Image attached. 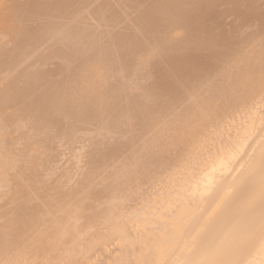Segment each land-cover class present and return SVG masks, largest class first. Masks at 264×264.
<instances>
[{
  "label": "bare ground",
  "instance_id": "bare-ground-1",
  "mask_svg": "<svg viewBox=\"0 0 264 264\" xmlns=\"http://www.w3.org/2000/svg\"><path fill=\"white\" fill-rule=\"evenodd\" d=\"M54 7L60 6L2 0L0 35L37 23L41 9ZM76 7L92 8L93 18L105 21L109 31L97 43L96 55L101 62L118 60L127 82L117 78L108 84L100 105L68 111L50 98L62 74L60 65L35 63L34 72L47 87L38 91L33 110L26 114L7 99L0 112V135L14 152L27 157L25 200L5 213V223L11 225V213L20 208L29 215L56 208V219L44 221L49 227L37 243L35 258L41 264H142L147 253L164 258L168 248L187 242L216 218L222 205L212 203L209 194L232 172L231 162L261 151L257 133L264 124V95L231 108L212 102L219 92L218 81L226 82L236 70L237 54L231 61L216 62L211 72L203 71L204 57H169L160 70L174 73L173 65H183L187 78L179 82L180 94L161 90L158 96L141 97L131 72L138 56L143 60L156 53L154 28L134 9L121 15V10L132 6L118 0L111 4L89 0ZM5 55L4 71L22 58L15 47ZM106 103L112 105L111 118L102 115ZM123 112H130L135 120L130 125L132 135L105 148L110 133L129 126L120 118ZM153 126L168 134L167 144L141 145ZM75 144L88 149L94 160L115 166L119 174L97 172L85 181ZM142 149L153 153L148 165L138 162Z\"/></svg>",
  "mask_w": 264,
  "mask_h": 264
},
{
  "label": "clouds",
  "instance_id": "clouds-1",
  "mask_svg": "<svg viewBox=\"0 0 264 264\" xmlns=\"http://www.w3.org/2000/svg\"><path fill=\"white\" fill-rule=\"evenodd\" d=\"M24 2L60 7L41 9L37 23H29L10 35H0V112L7 99L26 114L33 110L38 91L47 87L34 72L35 63L40 61L60 65L62 74L59 83L50 90V98L68 111L100 105L108 84L115 83L117 78L127 82L118 60L108 58L101 62L96 55V45L109 29L103 19L98 22L93 18L92 8L81 11L76 7L89 0ZM90 2L111 4L117 0ZM118 2L132 6L121 10V15L126 16L134 9L157 34L156 53L143 60L138 56L131 72L141 97L158 96L161 90L171 96L180 94L179 82L187 78L183 65L179 62L173 65L174 73L160 70L169 57H204L203 71L211 72L216 62L231 61L237 54L236 70L226 82L218 81L219 92L211 98L212 102L231 108L248 103L257 94L264 95V0ZM3 27L0 13V29ZM12 47L22 58L11 70L4 71L5 53ZM115 55L118 57L120 53ZM113 114L111 103L103 104L102 115L111 118ZM120 118L129 121V126L117 127L110 133L103 142L105 148L132 135L130 125L135 123L132 114L123 112ZM257 137L261 151L251 158L245 153L231 162L232 172L209 194L212 203L222 205L216 218L187 242L168 248L164 258L147 253L142 264H264V124ZM168 142V134L153 126L140 143L163 146ZM74 150L79 154L85 181L97 172L105 176L119 174L115 166L109 168L103 160H94L90 151L79 144L74 145ZM26 152L31 156V151ZM26 159L25 154L14 152L0 135V264H41L35 256L38 240L49 227L44 221L56 219L54 206L31 215L20 208L11 213L14 222L5 223V213L25 200ZM152 160L153 153L146 149L138 154V162L144 165Z\"/></svg>",
  "mask_w": 264,
  "mask_h": 264
}]
</instances>
